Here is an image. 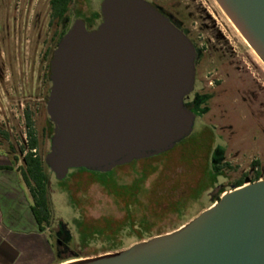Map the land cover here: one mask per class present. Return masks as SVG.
I'll list each match as a JSON object with an SVG mask.
<instances>
[{
    "label": "rangeland",
    "instance_id": "rangeland-1",
    "mask_svg": "<svg viewBox=\"0 0 264 264\" xmlns=\"http://www.w3.org/2000/svg\"><path fill=\"white\" fill-rule=\"evenodd\" d=\"M102 1L73 3L70 24L77 18L85 20L87 31L96 29L101 23ZM156 2L182 13L185 27L203 51L204 87L207 91L215 89L219 97L168 156L136 161L131 167L114 170L110 177L115 184H127L133 172L144 173L146 183L141 191L146 194L141 198V212L135 214L137 218L144 214L154 220V233L184 225L207 209L221 190L227 192L244 175L252 178L257 170L264 174V64L215 0ZM51 18L50 0H0V165L14 168L6 171L5 179L1 171L0 191L11 186L22 191L21 204L12 205L13 199L0 195V222L4 227L0 228V264H62L91 257L107 247L103 239L79 246L80 236L75 244L67 238L71 248L58 261L50 246L52 231H58L63 222L75 235L73 224L78 216L85 222L103 218L118 222L125 218L122 205L105 192L110 189L97 183L100 177L71 170L62 182L49 173L53 226L42 233L33 220H28V205L33 199L21 171L29 142L27 111L40 141L37 153L43 160L51 146L52 123L46 107L51 87L48 63L57 43L54 34L61 31V27L50 24ZM24 147L26 151L21 153ZM219 148H223L218 164L221 173L214 181V154L219 153ZM255 162L258 167L253 165ZM76 205L79 210H75ZM182 212L183 216H177ZM59 231V236L65 234ZM88 232L86 241L91 237ZM118 240L114 244L129 246L135 237L125 234Z\"/></svg>",
    "mask_w": 264,
    "mask_h": 264
},
{
    "label": "water",
    "instance_id": "water-1",
    "mask_svg": "<svg viewBox=\"0 0 264 264\" xmlns=\"http://www.w3.org/2000/svg\"><path fill=\"white\" fill-rule=\"evenodd\" d=\"M264 64V0H215ZM101 23L82 19L53 51L46 163L108 173L163 154L192 131L189 38L145 0H103ZM62 264H264V179L221 195L178 229L126 249Z\"/></svg>",
    "mask_w": 264,
    "mask_h": 264
},
{
    "label": "trees",
    "instance_id": "trees-1",
    "mask_svg": "<svg viewBox=\"0 0 264 264\" xmlns=\"http://www.w3.org/2000/svg\"><path fill=\"white\" fill-rule=\"evenodd\" d=\"M70 5L71 3L67 0H55L52 3L51 23L52 24L56 23L59 26L64 20L66 14L68 13ZM100 18H101V14H100ZM66 33L67 32L64 30L60 34L59 32L56 31L55 33V37L57 38L56 41H58L59 39L61 40ZM52 54H51V58H52ZM51 58L48 63V77H47L48 81H49V76L51 74L50 73ZM50 83L51 81H49V84ZM26 119H27L29 142L27 144V151H26V147L22 148L21 151V153H24L26 151V154L23 159L24 164L21 171H22L23 180L26 186L29 188L33 199V203L31 204V213L35 219L39 232L44 233L46 232V228L53 226L52 213H51V200L49 193V173L51 172V170L48 167L46 161L43 160V158L37 153L40 147V141L35 134V130L33 128L32 115L29 111L26 112ZM5 135L8 138V134ZM52 135H53V128H52V133L50 135V139ZM179 142H177L176 144H178ZM173 150L174 149H171L155 157L160 158L161 156L164 155L168 156L169 153L172 152ZM152 158L144 159V160H151ZM17 160H18L17 157H15V161ZM135 162L136 161H133L130 164L116 167L108 173L92 172L87 169H72L79 173H89L100 177L97 183H99L101 186L107 189L108 188L110 189V191H105V192L114 200L116 204L122 205L123 211L125 212V218L124 220L118 222L114 220H110L109 218H103L101 220H95L93 222L92 221L85 222L79 216L75 217V224H73V227L76 236L72 234L70 230L67 229L65 223L60 222L58 228L59 230L63 231L65 234L62 235L61 233V235L59 236L60 234L59 230L52 231L53 242H50V246L54 251V254L58 261L61 260L62 258L61 254L63 252H67L68 248H71V246L69 247V243H67L66 241L67 238H72L73 244H75L77 236H80L82 240L80 239L79 244H77L79 246L88 245L97 238L103 239L104 243H107L108 245L107 247L105 246L103 252L92 255V256H97L108 252H116L119 250H123L135 243L147 240L156 235L168 233V232H163L162 229L160 230L158 229V232L154 233L153 228L156 227V224L153 222L154 220H152L150 217L145 216L144 214H142L138 218L136 217L135 214L136 211L141 212L140 207H143L141 198L146 194V191H141V189L144 188L146 183V176L143 175L144 173L136 172V171L133 172L132 180L130 183L127 184L126 183L115 184L113 180L110 179L114 170L118 168L131 167ZM0 170H14V168L13 165L1 166ZM212 172H213L212 180L216 181L219 173L215 170V168L213 169ZM260 179H264V174L257 172L252 182L258 181ZM247 182L248 181H245L244 179H239L238 181L233 183V185L228 191L240 187ZM224 193H226V190H221V192L215 197L211 205L217 202L221 197V195ZM77 207L78 206L76 205L75 210H79L77 209ZM173 214L175 213L173 212ZM183 214L184 213L182 212L177 216L181 217L183 216ZM189 220H187L186 222H188ZM186 222H184V224ZM182 225L183 224L172 228L170 232L178 229ZM86 231H89L88 233H90L91 236L89 237L90 240L88 241L85 240ZM125 234L127 236L133 235L135 237V240L132 242V244H130L129 246H123V244H114L116 241H119L118 240L119 236Z\"/></svg>",
    "mask_w": 264,
    "mask_h": 264
},
{
    "label": "flooded vegetation",
    "instance_id": "flooded-vegetation-1",
    "mask_svg": "<svg viewBox=\"0 0 264 264\" xmlns=\"http://www.w3.org/2000/svg\"><path fill=\"white\" fill-rule=\"evenodd\" d=\"M54 1L55 0H50L51 9H52V3ZM67 1H69L71 3V5L69 7V11L66 14L64 20L62 21V23L59 26L56 23H54L55 27H61V31L59 32V34L63 30L68 32L70 30V28L72 27V23L70 24V22H69V15H70V11H71V6H72L73 3L78 2V0H67ZM145 1L148 2L149 4H151V6H153L156 10H158L176 28L181 30L189 38V40L191 41L192 45L194 46V49H195V52H196V56H195V61H194L195 75H194L193 89L188 95H186L184 97V100H183L184 106L194 115V121H193V127H194L196 119H198V121H201L203 114L205 112H207L210 108H212L213 100L219 97V96H217L214 93L215 89H213L211 91H207V89H205V87H204V81L201 79L202 65H203V60H204L203 59L204 58L203 51L194 42V40L192 39V37L190 35L189 30L185 27L184 22H183L182 13H180L178 10H176L174 8L171 9V8L163 6V5H161V6L158 5L156 0H145ZM75 20H77V18ZM83 21L85 22V20H83ZM51 22H52V18H51ZM51 22H50V24H52ZM85 28H86V30H89L86 22H85ZM54 36H55V34H54ZM59 40L56 43V47L58 45ZM54 50L55 49L52 50V53H53ZM47 80H48V78H47ZM49 81H51L50 80V76H49ZM193 127H192V129H193ZM52 128L54 130V125L52 126ZM49 140L51 142L50 137H49ZM218 150H219V153L216 152L214 154V157L216 158V161L214 162L215 164H214L213 169L215 168V170L220 174L221 173V171H220L221 167L218 164L221 162V160L223 158V156H222L223 148H219ZM253 165L258 167L259 163L255 162ZM257 172L262 173L260 170H257L252 178H249L247 175H244L240 179H244L245 181L252 182V180L255 177ZM238 180H236V181H238ZM233 183L230 185V187L233 185Z\"/></svg>",
    "mask_w": 264,
    "mask_h": 264
},
{
    "label": "crops",
    "instance_id": "crops-1",
    "mask_svg": "<svg viewBox=\"0 0 264 264\" xmlns=\"http://www.w3.org/2000/svg\"><path fill=\"white\" fill-rule=\"evenodd\" d=\"M1 166H10V165H7V164H2V165H0V167ZM1 171L2 170H0V173H1ZM6 171L7 170H4V175H3V178L2 179H5V178H8L7 177V175H6ZM8 171H10V170H8ZM13 171V170H12ZM20 193H22V191H17L15 188H13V186H11V188H9L8 190L6 189V188H4V191H0V195H2V196H7V198H9V199H13V202L11 203L12 205H14V204H19V202H20V204L22 203L21 201H20ZM15 200V201H14ZM6 205H9V209H11L12 207H10L11 205L10 204H6ZM13 209V208H12ZM28 209H29V211L31 212V204H29L28 205ZM31 216H32V218H31ZM31 216H28V220L30 221V223H32V220H33V222H35V219H34V217H33V215H32V213H31ZM1 223L2 222H0V228L1 227H3V225L1 226ZM36 223V222H35ZM36 227H37V224H36ZM4 228V227H3ZM3 242H5V243H7L5 240H3ZM5 254L7 253V251H5L4 252Z\"/></svg>",
    "mask_w": 264,
    "mask_h": 264
},
{
    "label": "bare ground",
    "instance_id": "bare-ground-1",
    "mask_svg": "<svg viewBox=\"0 0 264 264\" xmlns=\"http://www.w3.org/2000/svg\"><path fill=\"white\" fill-rule=\"evenodd\" d=\"M262 62V61H261Z\"/></svg>",
    "mask_w": 264,
    "mask_h": 264
}]
</instances>
